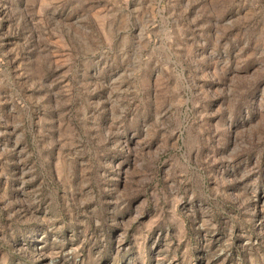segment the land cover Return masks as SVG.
<instances>
[{
  "label": "rangeland",
  "instance_id": "obj_1",
  "mask_svg": "<svg viewBox=\"0 0 264 264\" xmlns=\"http://www.w3.org/2000/svg\"><path fill=\"white\" fill-rule=\"evenodd\" d=\"M0 264H264V0H0Z\"/></svg>",
  "mask_w": 264,
  "mask_h": 264
}]
</instances>
